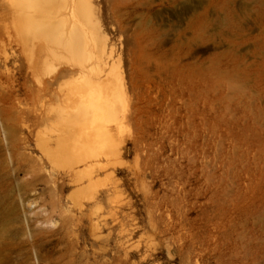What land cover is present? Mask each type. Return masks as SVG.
Segmentation results:
<instances>
[{
    "label": "rangeland",
    "instance_id": "rangeland-1",
    "mask_svg": "<svg viewBox=\"0 0 264 264\" xmlns=\"http://www.w3.org/2000/svg\"><path fill=\"white\" fill-rule=\"evenodd\" d=\"M0 264H264V0H0Z\"/></svg>",
    "mask_w": 264,
    "mask_h": 264
},
{
    "label": "bare ground",
    "instance_id": "bare-ground-1",
    "mask_svg": "<svg viewBox=\"0 0 264 264\" xmlns=\"http://www.w3.org/2000/svg\"><path fill=\"white\" fill-rule=\"evenodd\" d=\"M21 1L23 2L24 0H21ZM30 1L32 4H38V3L42 2L43 0H30ZM75 30H77V29H75ZM69 71H71L70 73H72L73 71H76V70H74V69L69 70L67 68H64V69H62L61 73H68ZM83 153H85V152H83ZM78 158H80V156ZM100 159H101V157H100V154L98 152H96L95 150H88L84 156H82L80 159H78V163H85V164L89 163L90 164L89 167L87 166L88 169L84 172H85V174L89 175V177L91 179L95 173H97L98 171L105 168L104 166H102L103 164L101 165L100 163H96V162H100ZM109 164H111V163H109Z\"/></svg>",
    "mask_w": 264,
    "mask_h": 264
}]
</instances>
